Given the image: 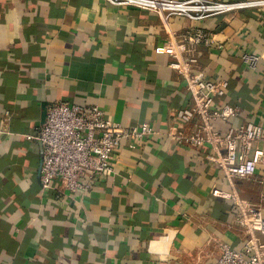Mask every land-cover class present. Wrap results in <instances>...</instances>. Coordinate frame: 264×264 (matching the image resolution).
Listing matches in <instances>:
<instances>
[{"label": "crops", "instance_id": "0c3cea01", "mask_svg": "<svg viewBox=\"0 0 264 264\" xmlns=\"http://www.w3.org/2000/svg\"><path fill=\"white\" fill-rule=\"evenodd\" d=\"M196 27L213 37L198 49L197 70L228 82L215 106L240 109L214 128L264 130V9L166 26L103 0H0V264H216L222 244L242 251L239 211L211 191L234 188L264 217V164L230 183L209 160L212 147L173 136L195 134L201 121L178 117L193 100L164 45L170 31ZM245 54L259 58L254 68ZM54 103L96 105L122 127L148 123L155 134L122 141L113 173L90 190L45 191L36 136Z\"/></svg>", "mask_w": 264, "mask_h": 264}, {"label": "built area", "instance_id": "2783aa9c", "mask_svg": "<svg viewBox=\"0 0 264 264\" xmlns=\"http://www.w3.org/2000/svg\"><path fill=\"white\" fill-rule=\"evenodd\" d=\"M121 8H131L157 14L168 26L172 18H184L203 22L208 18L249 9H264V0L220 2L214 0H103ZM164 50L173 61L170 67L184 78L191 94L192 107L180 110L178 117L189 122L198 118L201 124L193 135L173 133L178 143L193 147L209 145L213 154L209 160L216 164L232 183L249 180L258 165L264 164V130L261 126L248 124L243 129L231 128L226 134L214 128L216 121H229L239 116L240 109L230 105L215 106V98L227 93L225 80L209 81L197 70L198 49L213 44L212 35L196 27L184 34L170 31ZM244 62L254 68L257 56H243ZM155 131L148 123L122 127L106 118L105 112L96 105L78 106L54 103L46 110L45 122L36 140L42 147V190L56 189L71 197L90 190L93 183L113 173V155L124 140L149 139ZM212 195L231 202L239 211L235 223L247 232L242 251L222 244L216 264H264V217L263 209L241 199L236 189L223 191L214 188Z\"/></svg>", "mask_w": 264, "mask_h": 264}]
</instances>
